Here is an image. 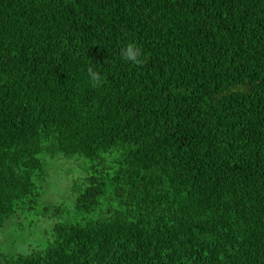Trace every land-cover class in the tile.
I'll return each instance as SVG.
<instances>
[{
    "label": "trees",
    "instance_id": "trees-1",
    "mask_svg": "<svg viewBox=\"0 0 264 264\" xmlns=\"http://www.w3.org/2000/svg\"><path fill=\"white\" fill-rule=\"evenodd\" d=\"M57 156L67 215L0 264H264V0H0V231Z\"/></svg>",
    "mask_w": 264,
    "mask_h": 264
},
{
    "label": "rangeland",
    "instance_id": "rangeland-1",
    "mask_svg": "<svg viewBox=\"0 0 264 264\" xmlns=\"http://www.w3.org/2000/svg\"><path fill=\"white\" fill-rule=\"evenodd\" d=\"M84 162L81 159L62 156L47 158L45 163L46 180L42 184H38L36 189L39 197L42 196L41 202L46 206L43 209L34 206L29 210H24L22 217L19 214L14 220L15 223L10 227L9 225L5 226L0 231V253H14L43 247L48 238H52L49 229L58 220V217L54 218L52 215H56L52 205L59 207V203H61L63 212L60 217L63 218L67 215V204L70 201L69 198L72 199L74 196L75 183L87 174ZM65 198H68L67 201ZM41 209L47 212V215L38 218L37 214Z\"/></svg>",
    "mask_w": 264,
    "mask_h": 264
},
{
    "label": "clouds",
    "instance_id": "clouds-1",
    "mask_svg": "<svg viewBox=\"0 0 264 264\" xmlns=\"http://www.w3.org/2000/svg\"><path fill=\"white\" fill-rule=\"evenodd\" d=\"M140 55V49L132 43L126 44L120 51L121 59L131 63H139ZM89 72L92 77V83L96 84L100 79L99 74L92 71L91 69Z\"/></svg>",
    "mask_w": 264,
    "mask_h": 264
}]
</instances>
